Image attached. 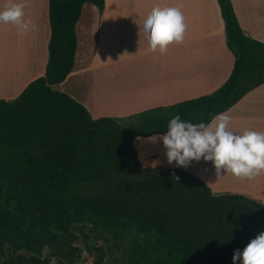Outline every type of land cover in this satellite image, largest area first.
<instances>
[{
  "label": "trees",
  "instance_id": "1",
  "mask_svg": "<svg viewBox=\"0 0 264 264\" xmlns=\"http://www.w3.org/2000/svg\"><path fill=\"white\" fill-rule=\"evenodd\" d=\"M217 1L234 56L228 79L213 93L125 123L93 118L53 88L74 65L84 4L102 11L105 0H49L45 74L15 99H0V264H71L80 258L78 233L95 252L93 264L106 254L107 264H232L233 251L264 231V204L214 195L186 170L143 168L134 145L138 136L162 134L177 114L207 123L264 84V43L245 35L231 0ZM88 183L111 187L80 193Z\"/></svg>",
  "mask_w": 264,
  "mask_h": 264
},
{
  "label": "crops",
  "instance_id": "2",
  "mask_svg": "<svg viewBox=\"0 0 264 264\" xmlns=\"http://www.w3.org/2000/svg\"><path fill=\"white\" fill-rule=\"evenodd\" d=\"M231 1L245 35L264 43V0ZM10 2L23 3L24 19L32 23L26 35L11 23H0V99L5 100L15 99L45 74L50 39L49 0H0V10ZM163 6L181 10L186 31L182 43L169 44L164 53L153 52L140 27L152 8ZM76 34L72 70L53 88L83 104L93 118L126 119L213 93L228 79L234 64L217 0H105L102 11L85 3ZM223 113L231 117L230 127L237 134L245 129L264 132V84ZM157 135L135 139L143 168L186 170L202 179L214 195L238 194L264 204V172L252 179L223 170L217 176L211 161L203 159L177 167L167 162L162 143L153 140Z\"/></svg>",
  "mask_w": 264,
  "mask_h": 264
},
{
  "label": "clouds",
  "instance_id": "3",
  "mask_svg": "<svg viewBox=\"0 0 264 264\" xmlns=\"http://www.w3.org/2000/svg\"><path fill=\"white\" fill-rule=\"evenodd\" d=\"M23 3L10 2L0 10V23H11L21 35L31 28L24 19ZM186 24L178 7H154L143 18L140 35L150 51L164 53L173 42L184 40ZM231 117L217 113L205 123H193L179 114L168 120L166 130L153 137L164 148L169 164L187 167L192 161H211L217 176L221 171L252 179L264 172V132L245 129L239 134L230 127ZM178 179V178H177ZM232 264H264V231L243 249L233 251Z\"/></svg>",
  "mask_w": 264,
  "mask_h": 264
},
{
  "label": "rangeland",
  "instance_id": "4",
  "mask_svg": "<svg viewBox=\"0 0 264 264\" xmlns=\"http://www.w3.org/2000/svg\"><path fill=\"white\" fill-rule=\"evenodd\" d=\"M27 11H28L29 17L33 19V14L30 13L29 8H27ZM25 20H27V18ZM31 23H32V21H31ZM19 34H18V36H19ZM18 42L20 43V40ZM124 121H125V123L126 122L128 123L129 122V119H125ZM109 187H111V184H105V183H88L87 185H85L84 187H82L79 190V192L82 193V194H92V193H95V192L106 191ZM76 244H79V245H82L83 246V242L81 240L80 241H77ZM100 244H101V241L99 240L95 245L98 246ZM94 259H95V252H88V251L85 250L84 259H83V262L81 264H93ZM53 262H54V260H53Z\"/></svg>",
  "mask_w": 264,
  "mask_h": 264
},
{
  "label": "water",
  "instance_id": "5",
  "mask_svg": "<svg viewBox=\"0 0 264 264\" xmlns=\"http://www.w3.org/2000/svg\"><path fill=\"white\" fill-rule=\"evenodd\" d=\"M88 226H90V224L88 223L87 224ZM79 235H80V239L82 238L81 237V234L80 233H78ZM97 243V242H96ZM102 243L105 245V242L104 241H102ZM80 248H81V253H80V258H79V260H77V261H74V262H72L71 264H81L82 262H83V259H84V253H85V249H84V247L83 246H80ZM44 250H42V259L44 258ZM46 253L48 254L49 253V248L48 247H46ZM50 257L51 258H54V259H61L62 260V258L61 257H59V256H51L50 255ZM107 259H108V254H106V257H105V259H104V261H103V264H107L106 262H107Z\"/></svg>",
  "mask_w": 264,
  "mask_h": 264
},
{
  "label": "flooded vegetation",
  "instance_id": "6",
  "mask_svg": "<svg viewBox=\"0 0 264 264\" xmlns=\"http://www.w3.org/2000/svg\"><path fill=\"white\" fill-rule=\"evenodd\" d=\"M81 239H79V241H80ZM103 241V240H101V239H97L93 244H96V242H98V241ZM80 246H82V245H80ZM85 249V248H84ZM45 252V251H44ZM45 254V253H44ZM47 254V253H46ZM51 256H56V255H51ZM51 258V257H50ZM51 259H53V260H56V259H54V258H51ZM79 260V259H78ZM108 260V259H107Z\"/></svg>",
  "mask_w": 264,
  "mask_h": 264
}]
</instances>
